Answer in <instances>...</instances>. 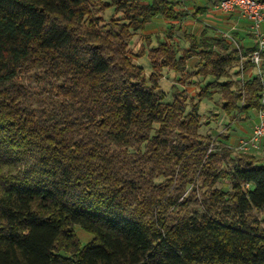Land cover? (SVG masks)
<instances>
[{"label": "trees", "instance_id": "1", "mask_svg": "<svg viewBox=\"0 0 264 264\" xmlns=\"http://www.w3.org/2000/svg\"><path fill=\"white\" fill-rule=\"evenodd\" d=\"M95 1L0 0V264H264L249 215L264 210V158L218 168L197 108L186 112L175 87L164 102L129 53L130 31L178 18L175 3L109 0L125 17L99 24ZM176 50L161 42L152 67L175 69ZM214 57L217 78L239 61L234 50ZM30 70L55 93L33 96L19 81ZM243 86L245 112L262 85ZM223 177L230 188L213 187ZM76 226L91 234L84 246Z\"/></svg>", "mask_w": 264, "mask_h": 264}, {"label": "rangeland", "instance_id": "2", "mask_svg": "<svg viewBox=\"0 0 264 264\" xmlns=\"http://www.w3.org/2000/svg\"><path fill=\"white\" fill-rule=\"evenodd\" d=\"M170 1L175 3L178 18L168 20L162 16H156L146 23L143 29L130 31L128 38L130 55L133 56L136 64L143 68L145 77L153 75L158 79V86L165 93L164 102L172 101L169 90L170 85L175 83L180 88L179 92L182 93L179 100L184 104L185 111H189L191 105L197 108L199 118L196 123V131L201 137L200 139H209V144L206 146V155L215 154L212 162L218 168L228 171L231 165L240 159L247 160L248 157H252L253 160H259L264 158V152L262 151L241 154L234 152L231 148L226 151L221 149L220 142L227 143L230 146L235 143L237 138L245 134L247 129L251 127L255 119V109L258 108L249 109L245 112L240 111L247 97V94H245L247 89L243 86L242 80L239 79V61L230 64L226 76L217 78L209 74L212 70L211 64L215 58L214 54L225 53L233 49H231L232 45L224 39V41L221 40L216 44L214 41L216 38L202 37L204 32L200 33V29H208V33L220 37L221 32L229 31L227 30L228 26L225 25L224 20L216 18L215 12H211V0ZM93 4L90 8L91 15L102 20L99 24L125 17V13L118 10L109 0H96ZM185 7H206L208 12L197 16L199 12L189 13ZM161 42L171 46L174 52L177 49L178 55L185 57L184 60L174 64L173 67L176 70L170 67H161L159 64L152 67L149 56L157 57L160 54L152 50L159 47ZM225 43L227 47L223 50ZM249 68L250 66L246 70H249ZM19 81L35 97L36 91L42 92V95H44L45 93L54 94L56 90V81L49 79L40 70L24 72ZM225 82H227L225 87L219 85ZM239 93H241V96L237 97ZM232 101L237 105L236 108L228 106V103ZM157 126L155 124L154 128ZM223 155H225L224 162L221 160ZM200 176L202 175L196 174L198 178L196 186L201 183L202 178ZM228 181V177H223L213 187L228 190L230 188ZM190 190L191 187H188L184 195H188ZM206 190L205 187L197 188L196 194L201 197L202 192ZM249 215L252 224L264 230V210L252 209ZM74 231L81 246L87 244L91 234L77 226Z\"/></svg>", "mask_w": 264, "mask_h": 264}, {"label": "built area", "instance_id": "3", "mask_svg": "<svg viewBox=\"0 0 264 264\" xmlns=\"http://www.w3.org/2000/svg\"><path fill=\"white\" fill-rule=\"evenodd\" d=\"M212 7L219 11L237 10L239 14L249 21V32L254 42L253 49L242 53V46L229 32H221L220 37L232 45L234 51L239 54V79L246 82L245 62L250 63L251 75L258 79L262 85L259 97V106L255 109V119L251 125L249 134L240 136L230 148L236 153L264 152V0H214Z\"/></svg>", "mask_w": 264, "mask_h": 264}, {"label": "crops", "instance_id": "4", "mask_svg": "<svg viewBox=\"0 0 264 264\" xmlns=\"http://www.w3.org/2000/svg\"><path fill=\"white\" fill-rule=\"evenodd\" d=\"M213 2H214V0L210 1V4H211L210 10H212L211 12L216 13L215 14L216 18L218 20H224L225 21V25L228 26L227 30H229V32L235 37V39L239 42V44L242 46L243 49L246 50L247 48L248 49L252 48L254 46V42H253L252 36L249 32V21L246 18L242 17L237 10L228 11V12L215 10L212 7ZM180 8L182 9V7H180ZM185 9H187L189 13H193L194 11H195V13L199 12L198 15L196 14L197 16H201L202 14L208 12L206 7H197V8L185 7ZM194 24L196 25V23H194ZM195 25H194V27H195ZM201 32L202 33L204 32L203 35L207 36V37H212V36L218 37L217 35H212V33H208L209 32L208 29L206 30V29L202 28V29H200V33ZM231 49H233V48L231 47ZM249 75H251L250 71L246 70V75H245L246 82L249 80H252L254 78V77H249ZM173 84L170 85V90H169L171 97H174L172 95V85L177 90L180 89L175 83H173ZM183 89H185V88H183ZM250 130H251V127L248 128L247 131L245 132V134L242 136L249 134Z\"/></svg>", "mask_w": 264, "mask_h": 264}]
</instances>
